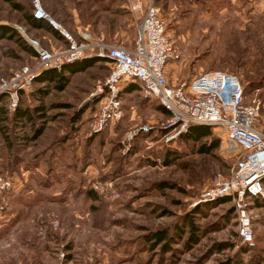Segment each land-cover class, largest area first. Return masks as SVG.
Returning a JSON list of instances; mask_svg holds the SVG:
<instances>
[{"label":"rangeland","instance_id":"1","mask_svg":"<svg viewBox=\"0 0 264 264\" xmlns=\"http://www.w3.org/2000/svg\"><path fill=\"white\" fill-rule=\"evenodd\" d=\"M37 1L72 35L131 46L148 0ZM151 1L176 53L165 65L168 84L208 70L235 74L244 102L259 101L255 125L264 127V0ZM33 11V0H0V25L14 31L0 38V77L36 64L14 25L42 47H66L27 22ZM96 58L73 61L93 60L66 74L62 88L36 82L50 69L40 71L17 96L20 109L43 105L31 120L13 116L0 97V171L21 178L0 211V264H264L259 250L252 257L243 250L231 198L197 202L217 174H230L237 148L212 126L198 141L184 132L164 141L168 114L140 89L121 91L120 119L91 133L94 93L109 71ZM38 87L40 100L31 95ZM144 124L150 128L129 135ZM34 127L41 130L32 138ZM203 143L207 152L198 151ZM262 207L248 206L253 243L264 238ZM160 231L164 239L154 241Z\"/></svg>","mask_w":264,"mask_h":264},{"label":"built area","instance_id":"2","mask_svg":"<svg viewBox=\"0 0 264 264\" xmlns=\"http://www.w3.org/2000/svg\"><path fill=\"white\" fill-rule=\"evenodd\" d=\"M33 17L44 19L62 36L66 47L45 48L29 38L19 26L17 32L35 52L34 67L23 66L6 79L0 77V97L8 98L7 108L17 105L19 93L27 92L32 81L45 69L60 71L75 60L97 57L109 63V71L94 94L98 108L90 123L96 133L116 122L122 115L120 91L124 83L136 81L142 96L156 101L167 113L164 141L185 132L190 125H208L219 130L224 141L237 148L233 168L226 177L217 174L203 190L197 202L229 197L237 215V234L243 245H253L251 216L248 206L254 199L264 200V131L255 125L259 101L244 102L243 86L237 76L222 70H208L193 76L187 84H168L165 65L175 58L173 44L165 32L159 10L148 0L136 24L131 46L91 38L87 33L72 35L62 28L33 0ZM133 129L129 135L149 129ZM0 171V211L7 192L21 185V178ZM23 173V172H21Z\"/></svg>","mask_w":264,"mask_h":264},{"label":"trees","instance_id":"3","mask_svg":"<svg viewBox=\"0 0 264 264\" xmlns=\"http://www.w3.org/2000/svg\"><path fill=\"white\" fill-rule=\"evenodd\" d=\"M26 20L32 26H37V25H39L40 22H44L43 21L44 19H36L33 17V15H27ZM45 22L48 25L47 26L48 30H50L54 33L56 32L62 38V36L59 34V32L56 29H54L47 21H45ZM13 32L14 31L12 28H10L6 25H0V38H2V37L13 38ZM16 40H18V39L16 38ZM18 43H20V45H22V43L19 40H18ZM22 46L24 48V45H22ZM26 49L35 55V52L33 49L32 50L29 48H26ZM103 60H105V59H103ZM92 61H93L92 59H84V60L76 61V62L71 63L70 65H64L60 71H56L53 69L45 70V71L41 72V74L38 77H36L35 81L41 82V83L53 82L57 88H62L63 84L66 82V74H72L74 72L84 70L85 68H87V66H89L91 64ZM135 89H137V90L139 89V85L136 81H130L124 87L125 92H130V91H133ZM43 94H45V90L42 87L35 88V90L31 93V95H35L36 97H39V100L41 99V96ZM41 109H43V105H40V101H39V105L32 107L31 110L28 108H24V109H20L19 107L14 108L12 115L19 118L20 120L21 119L31 120V119H33L32 114L34 112L42 111ZM1 110L5 111V109H1ZM209 128L210 127L208 125H190L186 129V131L184 132L185 134L183 136L188 137L193 141H198L202 137H206V136L210 135ZM40 130H41L40 128L35 129V127H34L32 138H35L39 134ZM181 134H183V133H181ZM208 149H209V145L207 146V144H205V143L201 144L198 147L199 152H207ZM90 195H92L93 198L95 197V193H92V194L90 193ZM190 224H191L190 227L194 228L192 223H190ZM153 238H154V241L155 240L161 241L164 239V235H162V233L160 231V232L155 233ZM248 247L249 246L244 245L243 250L245 248H248Z\"/></svg>","mask_w":264,"mask_h":264},{"label":"crops","instance_id":"4","mask_svg":"<svg viewBox=\"0 0 264 264\" xmlns=\"http://www.w3.org/2000/svg\"><path fill=\"white\" fill-rule=\"evenodd\" d=\"M44 22H45V20H43ZM44 22H40L39 23V25H37L36 27H39V29H43V30H45L46 32L45 33H48L49 35H51V37L53 38V39H58V41L59 42H61L62 44H64V41H63V39L55 32H52V31H50V30H48V28H47V23L45 24ZM130 82V81H129ZM127 83L128 82H126V83H124L123 85H122V87H121V91H122V94H125V93H127V92H125L124 91V87L127 85ZM140 89V88H139ZM138 89V90H139ZM121 91H120V94H121ZM134 91V90H133ZM143 97V96H142ZM144 98V97H143ZM146 99V101H152V102H155L154 100H152V99H147V98H145ZM156 104H157V108H159V110L161 111V112H163V113H167L166 111H164L163 110V108L156 102ZM258 128L260 129V130H262V131H264V127L263 126H261V125H259L258 126ZM21 170V172H23L24 173V171L22 170V169H19L18 171H20ZM26 172V171H25ZM255 203H258V204H262V203H264V200H259V199H254L253 200ZM252 201V202H253ZM252 204V203H251ZM263 208V210H264V207H262ZM259 209H261V208H259ZM252 230H253V227H252ZM257 230H259V229H257ZM255 235H257V234H255V231H254V234H253V241H254V236ZM254 245H252L251 246V248H249V249H251L250 251H249V249L248 248H245L244 250H246L245 252H249L248 254H250V255H248V256H250V257H252V254H254V253H250V252H257L256 250H259V253H255L254 255H255V257H257V256H259L258 258H260V259H264V250H263V248H264V238L263 239H261V240H259V239H257L254 243H253ZM254 246H256V247H254Z\"/></svg>","mask_w":264,"mask_h":264}]
</instances>
